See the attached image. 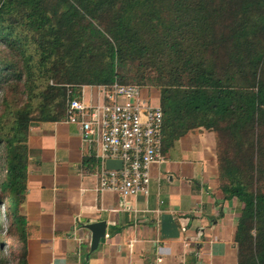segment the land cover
Here are the masks:
<instances>
[{"label":"trees","instance_id":"1","mask_svg":"<svg viewBox=\"0 0 264 264\" xmlns=\"http://www.w3.org/2000/svg\"><path fill=\"white\" fill-rule=\"evenodd\" d=\"M114 81L159 91L162 147L214 131L220 189L243 204L238 264H264V0H0V207L16 264L29 127L64 120L83 85Z\"/></svg>","mask_w":264,"mask_h":264},{"label":"crops","instance_id":"2","mask_svg":"<svg viewBox=\"0 0 264 264\" xmlns=\"http://www.w3.org/2000/svg\"><path fill=\"white\" fill-rule=\"evenodd\" d=\"M151 91L159 106V91ZM152 96V94H151ZM80 99L102 103L99 85H83ZM27 264H238L235 242L243 204L225 199L218 178L216 134L189 130L149 167L146 195L123 197L96 190L97 178L83 167L86 156L78 125L35 122L27 137ZM179 225L177 238L160 234V214ZM104 220L106 235L89 250L84 224Z\"/></svg>","mask_w":264,"mask_h":264},{"label":"built area","instance_id":"3","mask_svg":"<svg viewBox=\"0 0 264 264\" xmlns=\"http://www.w3.org/2000/svg\"><path fill=\"white\" fill-rule=\"evenodd\" d=\"M102 103L87 105L80 97L68 101L64 121L79 126L86 156L97 162L96 190L119 192L124 198L146 195L149 167L163 163V113L147 103L136 84L99 85ZM107 159H120L121 167L107 169Z\"/></svg>","mask_w":264,"mask_h":264},{"label":"water","instance_id":"4","mask_svg":"<svg viewBox=\"0 0 264 264\" xmlns=\"http://www.w3.org/2000/svg\"><path fill=\"white\" fill-rule=\"evenodd\" d=\"M105 167L107 169L120 168V159H107L105 161ZM160 234L165 238H177L179 236V225L172 214L161 213L160 214ZM85 229L90 232L89 250L90 252L95 250L101 238L106 235V222L104 220H97L89 222L83 225Z\"/></svg>","mask_w":264,"mask_h":264},{"label":"rangeland","instance_id":"5","mask_svg":"<svg viewBox=\"0 0 264 264\" xmlns=\"http://www.w3.org/2000/svg\"><path fill=\"white\" fill-rule=\"evenodd\" d=\"M142 88L141 96L147 103H155V95L151 91H148L146 95V91ZM152 94V96H151ZM1 164V163H0ZM1 170V168H0ZM3 170L0 171V178ZM1 212V229H0V242H2V246L0 248V256L4 258L8 263L7 264H16L17 253L15 251V246L17 244L18 235L15 233L14 229L9 228V220L7 217V211L4 204L0 207Z\"/></svg>","mask_w":264,"mask_h":264}]
</instances>
